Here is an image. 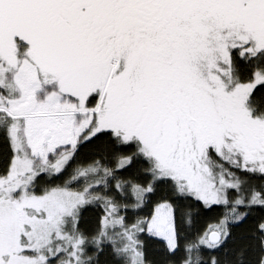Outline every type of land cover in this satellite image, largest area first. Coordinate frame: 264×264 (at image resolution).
I'll return each mask as SVG.
<instances>
[{
	"label": "snow or ice",
	"instance_id": "6c2138e0",
	"mask_svg": "<svg viewBox=\"0 0 264 264\" xmlns=\"http://www.w3.org/2000/svg\"><path fill=\"white\" fill-rule=\"evenodd\" d=\"M0 264H264V0H0Z\"/></svg>",
	"mask_w": 264,
	"mask_h": 264
}]
</instances>
